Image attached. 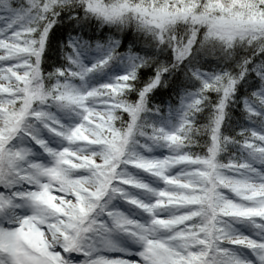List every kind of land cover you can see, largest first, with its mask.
Segmentation results:
<instances>
[{
  "label": "snow or ice",
  "instance_id": "snow-or-ice-1",
  "mask_svg": "<svg viewBox=\"0 0 264 264\" xmlns=\"http://www.w3.org/2000/svg\"><path fill=\"white\" fill-rule=\"evenodd\" d=\"M0 264H264V0H0Z\"/></svg>",
  "mask_w": 264,
  "mask_h": 264
}]
</instances>
